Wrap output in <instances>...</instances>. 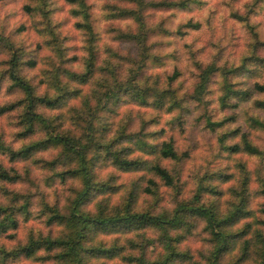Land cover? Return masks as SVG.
Returning a JSON list of instances; mask_svg holds the SVG:
<instances>
[{
  "label": "clouds",
  "instance_id": "obj_1",
  "mask_svg": "<svg viewBox=\"0 0 264 264\" xmlns=\"http://www.w3.org/2000/svg\"><path fill=\"white\" fill-rule=\"evenodd\" d=\"M0 264H264V0H0Z\"/></svg>",
  "mask_w": 264,
  "mask_h": 264
}]
</instances>
